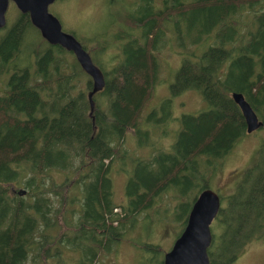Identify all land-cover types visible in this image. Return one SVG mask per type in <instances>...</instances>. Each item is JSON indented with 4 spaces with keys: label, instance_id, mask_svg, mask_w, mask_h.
Masks as SVG:
<instances>
[{
    "label": "trees",
    "instance_id": "16d2710c",
    "mask_svg": "<svg viewBox=\"0 0 264 264\" xmlns=\"http://www.w3.org/2000/svg\"><path fill=\"white\" fill-rule=\"evenodd\" d=\"M131 4L112 34L119 51L109 70L92 61L95 48L80 44L102 75L93 92L70 51L44 40L27 13L17 10L10 25L6 14L0 28V264H55L66 253L74 256L71 264H96L169 190L181 200L160 215L181 226L179 236L198 193L249 134L232 92L243 94L264 131V0ZM30 30L42 45L27 42ZM169 33L183 52L189 46L200 51L182 59L170 97L143 112L157 82L156 52ZM188 90L200 93L204 108L172 117L173 97ZM171 122L169 145L152 140L156 131L166 137ZM129 131L146 155L126 149ZM115 170L125 175L121 203L113 199ZM219 196L207 255L209 264H234L251 241L264 239V136L256 162ZM144 242L131 241L144 252L137 264H163L159 245Z\"/></svg>",
    "mask_w": 264,
    "mask_h": 264
},
{
    "label": "rangeland",
    "instance_id": "374dc122",
    "mask_svg": "<svg viewBox=\"0 0 264 264\" xmlns=\"http://www.w3.org/2000/svg\"><path fill=\"white\" fill-rule=\"evenodd\" d=\"M54 0L47 7L49 13L57 18L61 29L64 32L72 34L75 39L81 44L84 42L86 50L97 52L94 56H90L103 66L105 70H109L117 60L118 48L117 43L113 40V32L122 25L120 18L123 13L128 12L131 8V0ZM156 7L161 5L158 1ZM17 8L8 3L5 11V19L7 14V25H10L15 18ZM123 26V25H122ZM25 39L28 43L43 44L37 33L33 30L28 31ZM167 38V37H166ZM192 36L190 35V41ZM168 42L160 47L156 52V59L159 64L156 86L152 96L148 99L143 107V112H146L155 107L167 97H170V85L175 80V75L181 66L182 59L188 57L193 60L194 55H197L198 48L187 47L185 52L178 43L173 34H168ZM101 44L106 45L104 49L99 48ZM99 50V51H98ZM194 51V52H193ZM23 60V58H21ZM3 86L0 83V88ZM205 102L196 90H188L173 97L172 100V117H179L182 113H193L201 108H204ZM176 128V123L171 122L167 131L169 134L166 137L158 138L159 131H156L152 136V140L158 141L159 145L167 146L172 141V132ZM125 146L133 155L144 156L148 153V149H137L132 139L131 132H127ZM264 136V131L258 129L247 134L223 160V166L213 176L212 184L209 188L219 193L221 196H226L236 181L239 182L245 172L258 156V148ZM113 199L116 203L123 202L124 199V183L125 175L123 172L114 171L111 174ZM235 188V185H234ZM181 200L178 198V193L174 190H169L162 193L156 200L154 209L140 213L136 216L135 224L125 235L124 239L118 244L117 248L107 256H101L96 264H137V261L142 258L143 250L138 249L131 241L136 243L151 242L158 244L160 249L165 253L168 251L179 232L181 226H177L176 222L170 217H163L161 212L164 210L173 211L176 203ZM156 209L157 213L154 214ZM211 224V229L213 228ZM140 255V256H139ZM147 257L150 253H147ZM145 256V257H146ZM73 255L66 253L55 264H71L70 258ZM234 264H264V239H256L251 241L245 248L244 252L239 256Z\"/></svg>",
    "mask_w": 264,
    "mask_h": 264
},
{
    "label": "water",
    "instance_id": "95a60500",
    "mask_svg": "<svg viewBox=\"0 0 264 264\" xmlns=\"http://www.w3.org/2000/svg\"><path fill=\"white\" fill-rule=\"evenodd\" d=\"M53 1L0 0V28L5 25V11L10 2L19 12L27 13L31 24L44 40L50 44L58 45L74 55L80 67L90 77L91 92H93L102 86V75L75 37L64 32L57 18L48 12L47 7ZM231 98L239 107L245 120L246 132L252 133L259 129L263 122L243 94L232 92ZM88 100L91 106L90 93ZM220 206V196L214 190L204 188L198 193L187 216L185 227L171 248L164 253L163 264H209L207 249L212 237L211 224L215 220Z\"/></svg>",
    "mask_w": 264,
    "mask_h": 264
},
{
    "label": "flooded vegetation",
    "instance_id": "af4514ba",
    "mask_svg": "<svg viewBox=\"0 0 264 264\" xmlns=\"http://www.w3.org/2000/svg\"><path fill=\"white\" fill-rule=\"evenodd\" d=\"M110 1H114V2H116L115 0H110ZM132 1L135 2V3L137 2V0H131V2H132Z\"/></svg>",
    "mask_w": 264,
    "mask_h": 264
},
{
    "label": "bare ground",
    "instance_id": "6f19581e",
    "mask_svg": "<svg viewBox=\"0 0 264 264\" xmlns=\"http://www.w3.org/2000/svg\"><path fill=\"white\" fill-rule=\"evenodd\" d=\"M256 131V130H255Z\"/></svg>",
    "mask_w": 264,
    "mask_h": 264
}]
</instances>
